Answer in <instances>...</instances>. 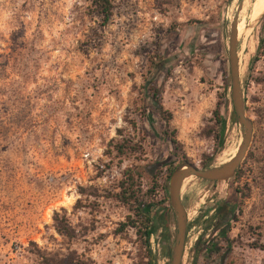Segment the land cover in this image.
<instances>
[{
	"label": "rangeland",
	"instance_id": "374dc122",
	"mask_svg": "<svg viewBox=\"0 0 264 264\" xmlns=\"http://www.w3.org/2000/svg\"><path fill=\"white\" fill-rule=\"evenodd\" d=\"M111 3L102 25L89 0H0V264H168L160 229L120 227L138 217L114 194L157 204L168 169L219 166L240 144L226 86L238 0ZM250 8L235 35L251 141L237 177L183 185L180 264H264V2L245 27Z\"/></svg>",
	"mask_w": 264,
	"mask_h": 264
},
{
	"label": "water",
	"instance_id": "95a60500",
	"mask_svg": "<svg viewBox=\"0 0 264 264\" xmlns=\"http://www.w3.org/2000/svg\"><path fill=\"white\" fill-rule=\"evenodd\" d=\"M242 0H238L234 14L229 23L227 41V70L229 97L232 115L240 127V144L234 156L227 162L214 167L200 168L188 162H181L170 173L167 181L168 206L173 220V235L168 253V264H180L184 244L185 216L180 203L179 191L182 181L193 176L209 182L227 181L242 162L251 141V122L244 114L243 99L240 88L237 57H236V24Z\"/></svg>",
	"mask_w": 264,
	"mask_h": 264
},
{
	"label": "trees",
	"instance_id": "16d2710c",
	"mask_svg": "<svg viewBox=\"0 0 264 264\" xmlns=\"http://www.w3.org/2000/svg\"><path fill=\"white\" fill-rule=\"evenodd\" d=\"M89 5L91 7V10L100 18V21L102 23V25H105L109 19V17L111 16V10H112V3L111 0H89ZM199 24V22H197ZM261 41V40H259ZM150 83V80L148 79L145 82V86L147 87V85ZM228 86V85H226ZM155 93L156 90H153V94L152 96L155 97ZM145 99V104H148L149 102H152V98H149L147 95H145L144 97ZM158 110H161V108L159 106H157ZM214 115H215V119H216V123H219L222 121V117L218 114L217 110L214 111ZM169 121V117H167L166 119H164V126H167ZM169 142L172 144H175V140L173 138L169 139ZM117 151V153H119L120 155L124 154L125 151V146H123L122 144H116L114 146ZM218 151V147L214 150V154ZM210 158L203 162L200 166V168H207L210 165ZM240 166V164H239ZM239 166L236 168V170L234 171L231 179H233L234 177H237L239 174ZM172 170L168 169L166 176L164 178V181L161 185L162 191H163V196L161 198V200L157 203V204H149V203H142L139 202L137 199L134 198L133 196V191L131 190V188L128 186L129 184L123 185L120 184L119 186V192H117L116 194H114L113 197H115V199L119 202H121L122 204H127V201H130L131 203L134 204V211L136 212V216L138 218H136L137 220H135L134 222L129 220V217H127L126 219V223H122L120 224V227H134L135 223L139 224V227L142 228V235L144 237V241H146V239L149 237L150 234H152L155 230L160 229V252L161 254L168 258V253H169V247L171 244V240H170V233L168 230V212H169V206H168V199L167 196L165 194L166 192V184H167V180L168 177L170 175ZM129 175V174H128ZM152 191V189L150 190ZM160 203H164L166 205L164 206H159L161 205ZM138 222V223H137ZM58 231V230H57ZM64 233L65 230H62ZM59 232V231H58ZM61 233V232H60ZM153 263V257L150 256L148 258L147 256V260L144 264H152ZM42 264H47V263H42ZM51 264V263H48Z\"/></svg>",
	"mask_w": 264,
	"mask_h": 264
},
{
	"label": "bare ground",
	"instance_id": "6f19581e",
	"mask_svg": "<svg viewBox=\"0 0 264 264\" xmlns=\"http://www.w3.org/2000/svg\"><path fill=\"white\" fill-rule=\"evenodd\" d=\"M263 2H264L263 0H251L250 14H249L248 20L245 24V27H246L248 22H251L252 20H254L256 17H258L260 15L261 10H262V6H263ZM245 27L243 28V30L241 32L240 38H243L246 35ZM238 72H239V69H238ZM235 152H236V148H235L233 155L227 161H229L234 156ZM227 161H225V162H227ZM225 162H223V163H225ZM223 163H221V164H223ZM191 180H192V176H189L182 181L179 194L182 190L183 185H185L186 183H188Z\"/></svg>",
	"mask_w": 264,
	"mask_h": 264
},
{
	"label": "flooded vegetation",
	"instance_id": "af4514ba",
	"mask_svg": "<svg viewBox=\"0 0 264 264\" xmlns=\"http://www.w3.org/2000/svg\"><path fill=\"white\" fill-rule=\"evenodd\" d=\"M231 205H229L228 207H230ZM227 211H228V209H227ZM225 212V211H224ZM226 213V212H225ZM222 214V215H220L219 216V220L221 221V222H223V221H225V216H226V214ZM186 230V229H185ZM221 230H222V228H219L218 229V234H221ZM184 239H185V234H184ZM182 255H183V249H182V253H181V257H180V263H181V261H182Z\"/></svg>",
	"mask_w": 264,
	"mask_h": 264
}]
</instances>
